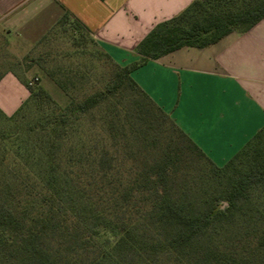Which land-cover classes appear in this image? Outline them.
<instances>
[{"label":"trees","instance_id":"16d2710c","mask_svg":"<svg viewBox=\"0 0 264 264\" xmlns=\"http://www.w3.org/2000/svg\"><path fill=\"white\" fill-rule=\"evenodd\" d=\"M263 20L264 0H194L152 29L136 48L138 60L121 66L65 12L58 26L71 22L78 43L92 40L110 62L109 83L61 107L39 79L33 86L16 74L30 96L13 115L0 110V117L17 122L33 109L39 118L34 141L18 129L0 133V264H129L130 256L136 264H159L162 257L170 264H246L210 234L225 221L255 218L250 209L264 198V128L219 167L132 72L182 48L246 33ZM47 75L64 92L84 78L73 67ZM97 114L108 142L82 126L96 123ZM194 161L208 162L213 172L209 193L192 202L185 197ZM257 211L264 241V208ZM158 228L164 237L151 232Z\"/></svg>","mask_w":264,"mask_h":264},{"label":"crops","instance_id":"0c3cea01","mask_svg":"<svg viewBox=\"0 0 264 264\" xmlns=\"http://www.w3.org/2000/svg\"><path fill=\"white\" fill-rule=\"evenodd\" d=\"M193 1L0 0V35L16 49L20 32L30 24L56 22L69 12L103 51L126 66L139 59L136 48L156 25ZM17 64L0 74V110L8 116L30 96L16 75ZM132 78L223 167L264 128V20L213 45L150 60Z\"/></svg>","mask_w":264,"mask_h":264},{"label":"rangeland","instance_id":"374dc122","mask_svg":"<svg viewBox=\"0 0 264 264\" xmlns=\"http://www.w3.org/2000/svg\"><path fill=\"white\" fill-rule=\"evenodd\" d=\"M61 19V18H60ZM58 22L50 19L48 22L39 23L36 25L30 24L26 29L20 32V37L17 41V48H11L9 42L4 41V37L0 35V74L7 71L9 64L18 62L15 67L21 77L33 86L40 80L47 92L51 95L54 101L61 107H66L71 101V96H78L81 100L88 96L94 95L100 90H104L109 83L111 66L110 62L100 53L99 48L92 42L90 38H85L82 43L77 42L79 34L73 33L71 22L58 26ZM2 36V37H1ZM77 36V37H75ZM13 58V59H12ZM12 59V60H11ZM12 62H11V61ZM16 60V61H15ZM34 60L37 64H31ZM58 66L61 68L79 69L84 78L77 85V89L64 92L54 82L53 78L47 75L48 70H54ZM14 110L12 115L18 110ZM39 118L36 110H30L24 119L17 122L7 121L0 117V133L13 132L18 129L22 133H31V140L37 139L34 128ZM96 123L86 120L82 126L85 130L94 133L95 135H104L103 127L99 120V115L94 117ZM167 127L169 126L166 123ZM165 126V125H164ZM32 131V132H30ZM109 139H107V142ZM2 145H0L1 148ZM128 151V149H127ZM2 151H0L1 153ZM2 154V153H1ZM0 154V156H1ZM195 158L194 155H192ZM196 159V158H195ZM194 159V160H195ZM130 160V159H129ZM132 160L128 161L131 165ZM196 161V160H195ZM193 162L191 172H189L188 183L189 190L186 193L185 199L195 202L197 197L207 195L210 191L209 182L210 175L213 169L206 161ZM202 178V179H201ZM176 193H183L176 190ZM255 195L253 194V199ZM248 204L251 208L253 205ZM1 205V199H0ZM228 204H224L223 208H228ZM250 209L255 218L251 221L232 219L225 221L222 224H217L211 231V237L214 242L223 244V248L231 251L240 260L246 264H264V241L260 235L259 224H256L257 214L264 208V198L257 201L256 205ZM152 233L158 232V235L164 237L165 234L158 228L151 229ZM210 240V239H209ZM205 239L204 242H208ZM129 264H136L132 256L128 258ZM159 264H170L168 258H160Z\"/></svg>","mask_w":264,"mask_h":264},{"label":"built area","instance_id":"2783aa9c","mask_svg":"<svg viewBox=\"0 0 264 264\" xmlns=\"http://www.w3.org/2000/svg\"><path fill=\"white\" fill-rule=\"evenodd\" d=\"M37 80V79H36Z\"/></svg>","mask_w":264,"mask_h":264}]
</instances>
